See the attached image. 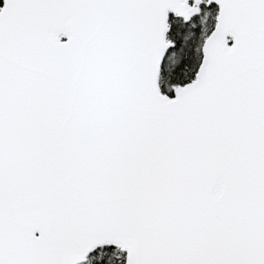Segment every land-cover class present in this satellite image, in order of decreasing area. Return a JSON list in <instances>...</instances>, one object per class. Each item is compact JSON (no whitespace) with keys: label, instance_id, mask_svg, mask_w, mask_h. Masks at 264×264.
I'll list each match as a JSON object with an SVG mask.
<instances>
[{"label":"snow or ice","instance_id":"obj_1","mask_svg":"<svg viewBox=\"0 0 264 264\" xmlns=\"http://www.w3.org/2000/svg\"><path fill=\"white\" fill-rule=\"evenodd\" d=\"M0 264H264V0H0Z\"/></svg>","mask_w":264,"mask_h":264}]
</instances>
